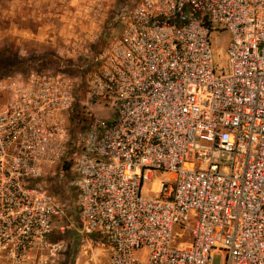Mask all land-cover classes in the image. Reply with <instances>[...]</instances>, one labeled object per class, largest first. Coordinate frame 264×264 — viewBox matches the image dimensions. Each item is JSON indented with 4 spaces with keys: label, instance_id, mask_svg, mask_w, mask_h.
<instances>
[{
    "label": "built area",
    "instance_id": "built-area-1",
    "mask_svg": "<svg viewBox=\"0 0 264 264\" xmlns=\"http://www.w3.org/2000/svg\"><path fill=\"white\" fill-rule=\"evenodd\" d=\"M117 20L78 77H0V264H52L69 229L109 264H264V0H140Z\"/></svg>",
    "mask_w": 264,
    "mask_h": 264
},
{
    "label": "rangeland",
    "instance_id": "rangeland-1",
    "mask_svg": "<svg viewBox=\"0 0 264 264\" xmlns=\"http://www.w3.org/2000/svg\"><path fill=\"white\" fill-rule=\"evenodd\" d=\"M140 0H0V77L17 73L27 76L32 70L69 65L78 77L81 66H87L93 55L115 41L122 31L117 20ZM223 40L213 36L216 63L226 65ZM85 80L89 73L83 72ZM4 97L0 94V106ZM67 181L54 183L55 191L68 203L71 217L76 194ZM60 246L52 264H109V249L99 240H84L73 229L56 235ZM217 254L214 264H222Z\"/></svg>",
    "mask_w": 264,
    "mask_h": 264
},
{
    "label": "trees",
    "instance_id": "trees-1",
    "mask_svg": "<svg viewBox=\"0 0 264 264\" xmlns=\"http://www.w3.org/2000/svg\"><path fill=\"white\" fill-rule=\"evenodd\" d=\"M100 53V52H99Z\"/></svg>",
    "mask_w": 264,
    "mask_h": 264
}]
</instances>
